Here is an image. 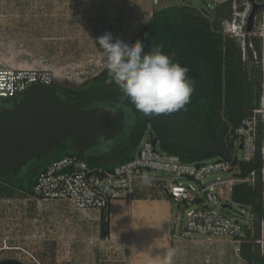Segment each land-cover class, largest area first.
Listing matches in <instances>:
<instances>
[{
    "label": "trees",
    "instance_id": "trees-1",
    "mask_svg": "<svg viewBox=\"0 0 264 264\" xmlns=\"http://www.w3.org/2000/svg\"><path fill=\"white\" fill-rule=\"evenodd\" d=\"M232 15L231 3L219 5L211 20L193 8L176 4L155 9L128 43L140 40L145 51L162 46L165 53L174 54L173 60L186 66L194 81L190 102L173 113L145 115L135 109L114 82H109L107 68L77 88L64 87L83 102L112 103L123 109L127 123L135 127L126 129L117 145L94 147L85 156L77 155L70 142L57 146L39 169L30 173L24 170L9 182L0 180V193H32L39 174L65 156L77 155L91 166L108 169L121 165L136 157L147 135L157 139L161 151L179 155L186 162L230 158L235 148V137L230 134L260 106L264 74L262 50L256 37H245L242 42L247 50L243 51L238 38L222 32L223 21ZM252 42L255 48L249 46ZM55 85L63 88L59 83ZM257 143L256 157L240 164V176L255 172V182L237 183L232 192L233 201L250 207L253 214V228L247 230L240 248V255L249 264H264V121L259 123ZM100 227L101 238H109L108 208L102 210Z\"/></svg>",
    "mask_w": 264,
    "mask_h": 264
},
{
    "label": "rangeland",
    "instance_id": "rangeland-1",
    "mask_svg": "<svg viewBox=\"0 0 264 264\" xmlns=\"http://www.w3.org/2000/svg\"><path fill=\"white\" fill-rule=\"evenodd\" d=\"M186 1L208 12V4H214V0ZM256 2L261 6L255 13L253 30L245 29V37H256L264 67V0ZM151 4L152 0H0V67L50 70L56 83L77 88L106 68L105 55L96 43L98 37L109 32L114 39L128 43L141 30L142 21L150 11L174 5L169 0L155 7ZM238 40L243 51L247 50L244 39ZM249 46L255 48L256 45L252 42ZM263 97L264 74L260 103ZM237 154L241 155V151ZM229 174L217 171L206 181ZM63 209L65 212L55 206H39L19 191L1 200L0 261L13 258L24 264H126L123 253H116L114 245L102 240L100 227L93 219H82L72 205L65 204ZM241 210L234 205L225 213L244 220L249 215L241 216ZM186 223L187 210L176 205L175 239L188 242L219 239L188 233L184 229ZM252 228L249 218L245 235ZM261 247L264 249V240ZM194 251L197 252L191 250L190 253ZM202 257L198 261H203ZM230 259L231 256L226 259L228 264Z\"/></svg>",
    "mask_w": 264,
    "mask_h": 264
},
{
    "label": "built area",
    "instance_id": "built-area-1",
    "mask_svg": "<svg viewBox=\"0 0 264 264\" xmlns=\"http://www.w3.org/2000/svg\"><path fill=\"white\" fill-rule=\"evenodd\" d=\"M162 1L152 0V4L155 7ZM169 1L193 8L208 20H211V11H215L219 5L231 3L233 15L223 21L222 32L238 39L245 38V29L254 5L250 0H214L213 5L208 4V12L196 9L186 0ZM35 83L55 85V75L46 69L0 67V97L11 99ZM261 121H264V97L253 114L243 119L230 134L235 137V148L228 159L186 162L179 155L161 151L158 143H153L154 138L147 135L134 159L110 169L91 166L77 155L55 160L39 174L33 192L25 195L39 206L54 207L58 201H66L76 210L85 212L89 209H107L116 199H130L137 181L148 182L170 196L175 205L187 210L184 229L188 233L229 238L240 254L245 226L249 218L252 220L253 214L250 207L233 201L232 192L237 183L255 182V172L246 177L240 176V164L252 161L257 155ZM238 150L241 155L237 154ZM217 171L230 174L206 181ZM3 199H8V195L0 193V201ZM234 205L242 209L241 216H249L244 220L227 216L225 210Z\"/></svg>",
    "mask_w": 264,
    "mask_h": 264
},
{
    "label": "water",
    "instance_id": "water-1",
    "mask_svg": "<svg viewBox=\"0 0 264 264\" xmlns=\"http://www.w3.org/2000/svg\"><path fill=\"white\" fill-rule=\"evenodd\" d=\"M247 31L254 28L255 0ZM127 114L112 103H86L59 86L35 83L17 96L0 97V180L9 182L39 169L53 152L70 142L76 154L85 156L94 147L117 143L129 125ZM132 133H129V136ZM157 144V139H153ZM140 154V153H139ZM0 264H24L9 258Z\"/></svg>",
    "mask_w": 264,
    "mask_h": 264
},
{
    "label": "crops",
    "instance_id": "crops-1",
    "mask_svg": "<svg viewBox=\"0 0 264 264\" xmlns=\"http://www.w3.org/2000/svg\"><path fill=\"white\" fill-rule=\"evenodd\" d=\"M152 14L150 11L142 26ZM65 204L70 205L66 201H58L55 207L65 212ZM175 208L176 205L160 189L148 182L137 181L132 198L116 199L110 203V236L107 241L114 245L116 253H123L126 264H157L160 255L169 248L177 249L174 264H228L226 259L230 256V264H249L236 252L229 238L218 237L215 241L191 239L189 242L175 239ZM78 212L82 219H93L100 227L102 210ZM191 250L197 252L192 255ZM200 256H203V261H198Z\"/></svg>",
    "mask_w": 264,
    "mask_h": 264
},
{
    "label": "clouds",
    "instance_id": "clouds-1",
    "mask_svg": "<svg viewBox=\"0 0 264 264\" xmlns=\"http://www.w3.org/2000/svg\"><path fill=\"white\" fill-rule=\"evenodd\" d=\"M96 43L105 55L109 82L119 87L136 110L145 115L173 113L190 102L194 81L189 69L162 46L145 51L140 40L127 43L109 32ZM176 254L177 249H167L157 264H174Z\"/></svg>",
    "mask_w": 264,
    "mask_h": 264
},
{
    "label": "flooded vegetation",
    "instance_id": "flooded-vegetation-1",
    "mask_svg": "<svg viewBox=\"0 0 264 264\" xmlns=\"http://www.w3.org/2000/svg\"><path fill=\"white\" fill-rule=\"evenodd\" d=\"M61 88H62V87H61ZM62 89H64V90L68 91L69 93H71L69 90H67V89L64 88V87H63ZM72 94H73V93H72ZM86 103H89V102H86ZM90 103L97 105L95 102H91V101H90ZM100 106H101V105H100ZM129 125H132V124H129ZM125 132H126V131H125ZM125 132H124V134L122 135L121 139L124 137ZM119 141H120V139L118 140L117 143H111V144H113V145H117V144L119 143Z\"/></svg>",
    "mask_w": 264,
    "mask_h": 264
}]
</instances>
